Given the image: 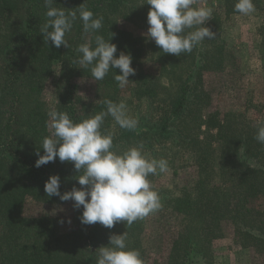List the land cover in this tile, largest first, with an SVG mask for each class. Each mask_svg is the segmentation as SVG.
Returning <instances> with one entry per match:
<instances>
[{
  "label": "trees",
  "instance_id": "trees-1",
  "mask_svg": "<svg viewBox=\"0 0 264 264\" xmlns=\"http://www.w3.org/2000/svg\"><path fill=\"white\" fill-rule=\"evenodd\" d=\"M85 2L104 17L96 34L105 39L113 34L117 58L121 51L133 57L136 74L128 84L132 92L140 101H152V116H140L135 130L122 129L107 116L102 131L114 134L120 152L142 143L145 153L168 164L169 150L175 158L189 154L194 177H184L170 188L155 187L162 204L158 211L131 226L119 222L111 229L99 223L81 224L82 206L77 210L74 201L49 197L45 183L53 175L60 177L61 194L81 186L73 163L57 158L36 167V153L44 154L42 139L49 134L48 111L68 112L80 122L106 111L105 99L121 102L123 89L113 70L104 80L94 81L96 100L86 104L78 79L91 78V72L76 63V49L85 39L94 41L95 34L86 37L77 19L66 35L69 48H56L51 41L44 42L40 32L47 20L43 0H0V264H96L97 249L108 246L111 235L126 231L128 247L140 250L144 259L143 236L151 215L169 223L172 231L165 264H211L206 258L212 254L213 242L223 238L225 224L232 226L253 258L264 257V144L255 139L264 122H250L245 111H222L214 104V89L205 84V75H222L233 65L223 23L239 14L234 12L237 0H222L221 6L208 1L213 16L205 26L216 33L215 38L179 57L121 25L131 21L145 28L151 7L146 0H55L53 6L74 9ZM199 3L204 5L203 0ZM254 3L264 14V0ZM259 34L264 45V23ZM148 63L152 71L147 70ZM57 67L55 103L49 106L46 90ZM116 73L122 74L119 69ZM64 206L73 224L67 235L56 212Z\"/></svg>",
  "mask_w": 264,
  "mask_h": 264
},
{
  "label": "clouds",
  "instance_id": "clouds-1",
  "mask_svg": "<svg viewBox=\"0 0 264 264\" xmlns=\"http://www.w3.org/2000/svg\"><path fill=\"white\" fill-rule=\"evenodd\" d=\"M43 2L47 9V20L40 28L44 42L51 41L56 48H69L66 35L79 19L86 37L95 35L94 41L85 39L77 46L76 63L90 69L94 81L104 80L114 70L119 88L124 89L131 82L129 77L136 74L131 54L121 51L117 58L118 46L112 43L113 34L110 39L96 34L103 28V16L89 10L86 2L74 9L54 7L55 0ZM146 4L151 6L147 16L149 27L142 35L154 40L166 54L179 57L182 53H191L206 39L215 38L216 33L205 26L212 19L213 9L202 6L199 0H146ZM255 10L254 0H237L234 5V12L241 15ZM117 69L122 74H117ZM103 103L106 111L89 115L80 122L74 121L68 112L48 111L49 134L42 139L44 154L36 153L39 157L36 167L55 162L57 158L62 163H73L79 173L75 179L81 187L74 186L61 194L60 177L53 175L45 183L46 194L57 196L63 202L74 201L73 207L77 210L82 206L81 224L99 223L111 229L119 222L131 226L162 207L160 195L149 177L169 171V165L166 159H155L145 153L142 143L122 152L116 150L114 134L102 131L105 118L111 116L116 125L130 131L138 127L139 121L129 115L123 101L105 99ZM255 139L264 144V125L258 128ZM127 241V231L111 235L109 245L97 249L96 264H145L140 250L130 249Z\"/></svg>",
  "mask_w": 264,
  "mask_h": 264
},
{
  "label": "rangeland",
  "instance_id": "rangeland-1",
  "mask_svg": "<svg viewBox=\"0 0 264 264\" xmlns=\"http://www.w3.org/2000/svg\"><path fill=\"white\" fill-rule=\"evenodd\" d=\"M210 0H203L204 5ZM212 1V0H211ZM222 5V0H215ZM256 7V6H255ZM130 31L142 35L148 30V23L140 28L131 21H121ZM264 23L263 12L256 7L255 12L249 15H233L223 23V34L227 42L228 50L234 55L233 65L229 66L222 75H205V84L209 89H214V104L222 111H245L246 117L254 124L264 122V45L259 29ZM149 66V67H148ZM147 70L152 71L153 65H147ZM59 76V67L46 90V99L49 106L55 103L53 83ZM81 95L86 104L96 100L94 80L88 77L78 79ZM122 101L127 105L129 115L152 116L149 107L151 100L140 101L127 85L122 91ZM247 104L249 106H247ZM247 109V110H246ZM181 150L179 147H175ZM162 150V149H161ZM159 152H163V151ZM182 151V150H181ZM167 159L170 161L169 171L156 174L151 180L154 187L170 188L181 179L191 180L194 177V168L191 166L192 158L189 154H181L174 157L170 151ZM171 162L174 164H171ZM62 209V210H61ZM64 221L61 224L63 234H69L73 229L71 213L68 207H60L56 210ZM71 223H68V220ZM158 215H151L147 219V226L143 236L145 246V264H165L172 247V231L169 223L158 222ZM172 226L175 222H171ZM176 227V226H175ZM175 232V228H173ZM176 233V232H175ZM201 259V258H200ZM211 264H264V257L256 256L249 249L241 246L234 234L231 225L225 224L224 236L212 244V254L206 258Z\"/></svg>",
  "mask_w": 264,
  "mask_h": 264
}]
</instances>
